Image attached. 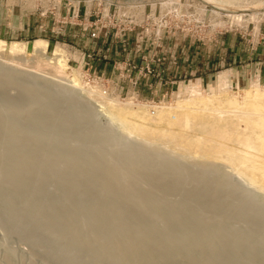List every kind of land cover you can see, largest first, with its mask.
<instances>
[{"label": "bare ground", "instance_id": "1", "mask_svg": "<svg viewBox=\"0 0 264 264\" xmlns=\"http://www.w3.org/2000/svg\"><path fill=\"white\" fill-rule=\"evenodd\" d=\"M46 46L33 45L39 72ZM4 51L20 63L26 48L0 39ZM56 60L64 74L65 61ZM227 74L218 77V93L204 95L196 82L149 116L133 98L121 107L100 91L80 98L74 72L61 77L67 88L0 61V226L47 241L49 264L80 256L84 264H264V85L253 80L239 95ZM94 98L106 128L95 118L88 124L98 115ZM201 115L207 134L194 131ZM240 183L253 189L241 193Z\"/></svg>", "mask_w": 264, "mask_h": 264}, {"label": "rangeland", "instance_id": "2", "mask_svg": "<svg viewBox=\"0 0 264 264\" xmlns=\"http://www.w3.org/2000/svg\"><path fill=\"white\" fill-rule=\"evenodd\" d=\"M95 2L97 7L94 8L92 5ZM7 4L10 7L16 6L25 13L37 11L41 15L49 17V24L44 33L26 32L24 35H20L12 34L10 31L5 35H0V39L7 43L17 41L23 43L26 48L24 55L26 59L23 58L20 63L10 61L7 51L0 53V61L13 64L25 73L28 71L39 73L47 80L53 81V83L60 82L66 87L70 84L61 77L69 78L74 72L80 80L81 88H84L76 90L80 98L84 99L85 97V94L80 93L82 91L84 93L89 90H95V93L100 91L102 96L113 97L114 103L120 107L127 100L133 98L136 100H134L135 102L139 103L140 110L144 111L143 106H148L149 116H154L155 107L160 104L169 105L176 99L185 96L187 86L196 84L198 81L196 79V82H191L190 76L203 77L207 72L210 74L209 81L205 84L197 82L201 92L204 95L208 92L209 94L211 92L218 93V74L225 68L220 65L223 58L220 56L221 52L226 56L225 63L233 64V57L236 53L241 51L244 56L248 54L249 58L256 57L257 59L264 47V1L248 7L231 6L229 2L221 0H61L60 2L59 0H7ZM60 4L61 14L58 12ZM84 7H88V11ZM93 31H98L100 36H92ZM36 39L47 41L43 60L47 62L48 67L46 64H42V72L33 68L35 66L32 59L34 57L33 45ZM97 39L99 42L103 41L102 49L99 52L101 54L107 52L108 59L114 58L111 60L113 64L115 63L114 70L116 71L113 79L93 71L94 66L90 60L93 57L92 52L97 49L95 46ZM165 41L170 46L174 41L179 43L180 57L186 56V50H188L194 58L191 65L195 72L190 73L187 70L188 60L184 57L180 61L181 70L184 72L175 79L177 82L169 85H161L155 66L166 57L164 55V47L167 44ZM162 46L164 47L162 48ZM58 56L62 57L67 65L64 74L55 72L54 66ZM17 57L21 58L22 56ZM207 58L208 60H206ZM229 58H231L230 61ZM175 59V54L170 52L168 60L174 61ZM202 64H205L207 68H204ZM226 68L230 67L226 66ZM202 77L199 78L200 82ZM184 80L189 81L184 82ZM236 80H239V85L230 84V89L239 94L256 79L250 80L248 77L243 79L239 74ZM259 83L264 85V80ZM8 92L13 94L15 91L9 89ZM91 100L90 103L94 108L96 107L93 113L96 112L98 115L91 116V119L88 120L90 122L87 123L92 125L96 122L94 125L106 128L109 124L105 117L99 113L98 102H96L99 99ZM202 115L204 117L207 115V119L211 123L208 114ZM201 117L199 118L201 122L197 120L194 131L199 134H207L211 129L210 123L206 118L202 117V119ZM92 119H94V123ZM115 132L123 140L133 141L132 136H128L130 137L128 139L127 135ZM157 147L160 151L167 150V148H163L165 146L162 144ZM185 158L181 159L186 164L207 159L206 157L199 158V160L196 157ZM221 166V171L224 170L225 174H229L230 168ZM49 188H54L53 182L49 184ZM251 189L243 183L239 184L241 193ZM260 192L259 196L264 197L263 191ZM173 198L168 197V199ZM5 226H0V263L10 264L11 261V264H49L51 252L47 249V241L38 244L30 230L15 225H8L7 228ZM35 234L41 235V232L37 231ZM75 248V241H73L70 244V249L74 251ZM7 254L12 255L13 260ZM7 257L8 259H6ZM68 262L65 264H84L82 256Z\"/></svg>", "mask_w": 264, "mask_h": 264}, {"label": "crops", "instance_id": "3", "mask_svg": "<svg viewBox=\"0 0 264 264\" xmlns=\"http://www.w3.org/2000/svg\"><path fill=\"white\" fill-rule=\"evenodd\" d=\"M60 1L61 0H59V2ZM85 6H88V5H85ZM92 6H94V8L97 7L96 2ZM84 8L86 9V11H88V7H84ZM58 12H59V14H61V4L58 6ZM48 20H49V17L41 15L37 11H30V12L25 13L24 11L20 10V8H17L16 6H14V7L8 6L7 0L6 1L0 0V35H5L6 33L10 32V31L12 34L18 33L20 35H24L26 32L44 33L48 29V24H49ZM59 28H61V26H59ZM64 35L66 37V33ZM99 36L100 35L98 34V37ZM98 42H99V39H97V41L95 42V46H97V49L95 47L96 50L92 52L93 57L90 60L91 64L94 66L93 71L101 73V74L106 75V76L113 79L114 73L116 71L114 70L115 63L113 64L111 62V60H114V58L108 59L107 52L101 54L99 51L102 49L101 46H102L103 41L99 42V43ZM165 42L167 43V41H165ZM178 44H179L178 42L174 41V43H172L171 46L168 43L165 44L166 47L162 46V48L164 47V49H165L164 55L166 57L162 62L155 64L157 74L159 75L158 80L161 83V85H169L170 83L173 84L176 81L175 79L177 77L178 78L180 77V73L184 72L181 70L182 66L180 65V61L184 57H186L184 59L188 60L187 61V67H186L187 70L190 73L195 72V69H194V71L192 69L193 65H191V61L194 60L193 55L191 54V52L186 50V56L180 57ZM106 48H107V45H106ZM261 50H262L261 54L259 53V51H257L260 54L257 59H256V57L255 58H251V57L249 58V56H247L248 54H245V56H244L243 54H241V51H240L239 53H236L234 55V57H233L234 63L233 64H230L231 62H229V64H226L225 63L226 56L223 55L224 54L223 52H221L220 56H223V58H222V61H220V65H221V67H223V68L225 67V68H224V70L220 71V73H222V72L228 73L227 74V83L229 85L230 84L235 85V84L239 83V80H236L237 76H239V74L243 77V79H246V77H248L250 80L253 78V79L258 80L259 82L264 80V47ZM170 52H172V54H175V56H176V59L174 61L168 60V55ZM83 59H85V57H83ZM206 60H208V58ZM228 60L230 61L231 58H229ZM202 66L204 68L205 67L207 68V66L205 64H202ZM226 66H228L230 68H226ZM220 73L218 74V77H219ZM190 77H191L190 78L191 82H196L198 80L197 82L199 84L200 83L205 84L209 81L210 74H208L206 72L203 75V77L202 76H198V77L190 76ZM201 77H202V79H200L201 80V82H200L199 78H201ZM234 79L236 80V82H234L235 81ZM186 81H189V80H184V82H186Z\"/></svg>", "mask_w": 264, "mask_h": 264}, {"label": "built area", "instance_id": "4", "mask_svg": "<svg viewBox=\"0 0 264 264\" xmlns=\"http://www.w3.org/2000/svg\"><path fill=\"white\" fill-rule=\"evenodd\" d=\"M98 34H99L98 31H96V32L93 31L91 35H92V36H98Z\"/></svg>", "mask_w": 264, "mask_h": 264}]
</instances>
